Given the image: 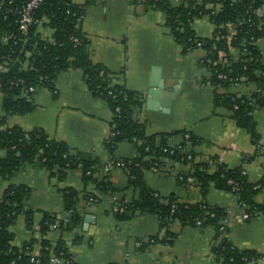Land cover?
Returning a JSON list of instances; mask_svg holds the SVG:
<instances>
[{"label":"crops","instance_id":"1","mask_svg":"<svg viewBox=\"0 0 264 264\" xmlns=\"http://www.w3.org/2000/svg\"><path fill=\"white\" fill-rule=\"evenodd\" d=\"M72 1L83 6L79 28L88 41L91 61L118 73V83L141 95V105L133 113L144 124L147 135H167L168 146L182 144L183 131L196 138L194 144L186 142L185 147L194 154L192 162L165 157L160 168L143 171V180L150 189L183 202L200 201L201 192L191 174L194 165L201 163L209 173L214 172L216 164H223L227 168L242 167L251 182L264 178V99L252 110L257 147L250 134L236 124L231 110L215 103L210 73L199 64L206 51L197 48L183 54L165 26L163 11L146 5L144 0ZM258 14L264 17V5ZM192 28L203 39L212 36L213 25L206 16L195 19ZM38 32L42 38L52 40L51 28L40 26ZM257 45L264 62V37ZM230 54L234 59L239 57L235 49ZM257 91L264 97V88L259 90L246 81L216 90L237 96H252ZM32 101V111L7 116L6 126L24 131L42 129L72 151L88 155L86 161L96 162L95 180L85 182L79 169L57 178L37 163L24 164L8 179L0 176V197L9 185H25L30 191L26 204L34 209L31 229L23 215L10 227L13 246L35 239L33 246L39 251L42 236L38 226L46 212L59 221L47 238L53 244L62 239L76 264H219L212 253L215 240L210 226H183L175 221L169 226L174 236L168 242L154 214L137 211L127 219L117 217L116 205L136 199L138 191L128 185L125 171L111 163L105 143L110 136L112 113L107 101L89 90L80 69L61 71L54 81V94L38 88ZM135 154V145L129 141L117 143L114 150L116 159H129ZM181 177L187 180L183 182ZM105 179L113 190L101 194L96 182ZM64 188L79 193L81 220L74 228L60 227L64 220L69 221L61 192ZM84 195H94L97 201L89 202ZM204 200L227 212L228 241L238 249L257 252L258 263L264 264V215L235 221L234 215L240 212L236 196L217 189L213 183ZM255 201L264 202V187ZM137 241L143 246L138 247Z\"/></svg>","mask_w":264,"mask_h":264},{"label":"trees","instance_id":"2","mask_svg":"<svg viewBox=\"0 0 264 264\" xmlns=\"http://www.w3.org/2000/svg\"><path fill=\"white\" fill-rule=\"evenodd\" d=\"M7 1L0 0L3 3L0 9V150L4 153L0 156V176L8 179L24 164L37 163L57 178H63L69 170L79 169L85 182L95 180L96 162L82 159L80 152L72 151L64 142L49 137L42 129L24 131L18 126H6L7 116L33 110L34 92L28 91L29 87H34L35 90L45 88L54 94V81L61 71L80 69L89 90L94 96L105 99L112 113L110 136L105 143L111 163L117 166L120 162L124 164L121 168L128 177V185L138 191L136 199L117 204L125 205L123 212H116L117 217L127 219L137 211L154 214L160 228L165 229L168 242L174 236L169 232L171 223L178 221L183 226L195 227L199 221L201 226L213 228L215 244L212 253L219 264H259L260 255L257 252L238 249L228 241L225 237L227 228L222 226L227 212L221 207L208 204L204 197L210 183H213L217 189L234 194L237 203L244 205V210L250 217H258L264 215V202L257 203L255 196L264 187V178L251 182L242 167L227 168L223 164H216L214 172L209 173L206 165L201 163L194 165L191 174L201 192L200 201L183 202L173 195L156 196L155 191L143 180V171L160 168L165 157L189 162L186 159L187 153L173 147L174 152L170 154L167 150L170 146L165 141L167 135H147L144 124L133 113L141 105V95L128 90L124 84L110 85L118 73L91 61L88 41L79 28L83 6L72 0H42L32 11V20L22 33L16 21L18 15L7 12V9L20 7L25 0H11V4ZM144 2L164 12L165 26L180 45L183 54L197 48L206 51L199 64L210 73L209 81L215 88V103L228 107L236 124L245 129L253 144L259 147L252 110L263 102L264 97L260 91L252 96H237L232 93H217L216 90L241 81L252 82L259 90L264 88V77L259 74L264 69V62L257 45L258 39L264 37V17L258 14L264 0ZM204 16L213 25L211 38L197 36L192 28L193 21ZM40 26L52 29V40L41 37L38 32ZM8 36L10 38L4 42L3 38ZM74 38L77 42L73 41ZM231 49L238 51V58L232 57ZM220 53L225 55L220 57ZM219 74H225L226 78L220 79ZM108 90H111V94H108ZM185 133L188 132L183 131ZM121 141H129L135 145L134 157H114L115 147ZM195 141L196 138L189 133L188 140L180 145L186 147L187 143L194 144ZM188 152L194 156L192 152ZM180 179L183 182L187 180L184 177ZM96 185L101 194L113 190L106 179L96 182ZM29 192L25 185H9L0 197V264L28 263L25 246L32 250L36 241L31 239L23 244L22 249L13 246L10 227L19 215H23L27 228H32L34 209L26 204ZM61 192L64 210L71 222L64 220L60 227L66 225L74 228L81 220L78 211L79 193L73 188H64ZM83 198L88 201L90 199L89 202L97 201L94 195H84ZM57 222L59 223L55 215L46 212L42 214L38 226L42 236L39 264H47L51 252L63 259L61 264H76L62 239L53 244L47 238ZM151 239L155 241L156 238Z\"/></svg>","mask_w":264,"mask_h":264},{"label":"built area","instance_id":"3","mask_svg":"<svg viewBox=\"0 0 264 264\" xmlns=\"http://www.w3.org/2000/svg\"><path fill=\"white\" fill-rule=\"evenodd\" d=\"M41 1L42 0H25L24 3L20 7H17V6L15 7L14 6V7H10L9 9H7V12L16 13L18 15L17 16L18 18H17L16 21L18 22L19 29H20V31L22 33L26 31L28 24L32 20V17H31L32 11L35 8H37V6L40 4ZM174 1H176V0H174ZM11 2H12L11 0L7 1L8 4H11ZM2 5H3V3L0 2V9L2 8ZM210 6H212V5H210ZM217 7H220V5H218ZM232 34H234V32H232ZM8 38H10V36L3 38V41L6 42ZM73 41L77 42V39L74 38ZM224 55H225V53H220V57H223ZM224 61H222V62H224ZM259 74L264 77V69L259 71ZM218 77L220 79H225L226 75L225 74H219ZM116 79L117 78H113L111 83H110V85L118 83V81ZM234 84H237V83H234ZM28 91L34 92L35 89H34V87H29ZM108 94H111V90H108ZM234 107L236 108L237 106L235 105ZM117 110H118V108H116V111ZM188 138H189V133H185L184 134L185 141H187ZM173 147H177L183 153H187L186 154V159L188 161H192L194 159V156L192 154H190L186 150V148L182 147L180 144L175 145V146H170V148L167 149L170 152V154L174 152ZM164 150L166 151V149H164ZM123 165L124 164L122 162L119 163V167H122ZM155 195L157 196L158 193L155 192ZM238 206H239L240 212L234 215L235 221L244 222L246 220H249V219L253 218V216L250 217V214L244 210V205H239L238 204ZM115 210H116V212H120L121 213V212H123L125 210V205H122V204L116 205ZM227 222H228V219L226 217L225 219L222 220V226L223 227L226 226ZM196 226L200 227L201 223L199 221H197L196 222ZM150 241H152V240H150ZM136 245L138 247H141V246H143V242L142 241H137ZM22 247H23V245L18 247V248L22 249ZM25 253L28 255V263H26V264H39L41 262V258L39 256V251H36L34 246H33L32 250H31V248L29 249V246H25ZM60 254H62V253H60ZM62 261H63V259L60 256H57V255H55L54 253L51 252L50 255H49L47 264H61ZM11 264H14V263L12 262Z\"/></svg>","mask_w":264,"mask_h":264},{"label":"water","instance_id":"4","mask_svg":"<svg viewBox=\"0 0 264 264\" xmlns=\"http://www.w3.org/2000/svg\"><path fill=\"white\" fill-rule=\"evenodd\" d=\"M5 70V69H4ZM88 155H82V159H84V160H88V157H87ZM262 216V215H261ZM86 218H87V216H86ZM68 222H71V219H69V221ZM57 225H59L58 223H57ZM61 225V224H60ZM63 228H66V225H64L63 226Z\"/></svg>","mask_w":264,"mask_h":264}]
</instances>
